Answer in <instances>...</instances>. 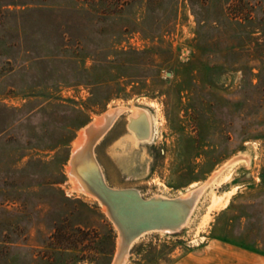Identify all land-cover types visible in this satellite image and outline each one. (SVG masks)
Returning a JSON list of instances; mask_svg holds the SVG:
<instances>
[{"label":"rangeland","instance_id":"rangeland-1","mask_svg":"<svg viewBox=\"0 0 264 264\" xmlns=\"http://www.w3.org/2000/svg\"><path fill=\"white\" fill-rule=\"evenodd\" d=\"M136 108L155 131L125 169L106 148ZM121 112L95 152L133 187L109 186L192 201L125 245L71 176ZM227 245L264 255V0H0V264H230Z\"/></svg>","mask_w":264,"mask_h":264},{"label":"water","instance_id":"water-1","mask_svg":"<svg viewBox=\"0 0 264 264\" xmlns=\"http://www.w3.org/2000/svg\"><path fill=\"white\" fill-rule=\"evenodd\" d=\"M86 157L92 168L86 180L92 190L106 202L114 223L125 236L137 237L146 231L175 226L184 221L192 201L178 197L145 198L134 188H106L88 146Z\"/></svg>","mask_w":264,"mask_h":264},{"label":"bare ground","instance_id":"bare-ground-1","mask_svg":"<svg viewBox=\"0 0 264 264\" xmlns=\"http://www.w3.org/2000/svg\"><path fill=\"white\" fill-rule=\"evenodd\" d=\"M120 110H122V108H120V107H118L116 110H115V108H111V109H109L107 111V116H105V117L104 116H102V117L99 116L100 118L97 121H99V123H101L100 125H102V124L103 125L104 124L106 125L107 122H108V120H109L107 118V117H109V114L110 115H114L116 112H118ZM95 125L96 124L93 123V125H89L86 128V130L83 132V135L80 138V141H79L78 145L76 146L77 147L76 148V151L77 152L79 151V158L80 159L78 161H76V164L74 163L73 170H71V176L76 181L75 182L76 183L75 186L77 187V189H79V190H81V191H83L85 193H89L91 195H94L102 204H104L106 206L107 212L109 213V216H111L110 208L108 207V205L106 204V202L103 200V198H101L100 196H98L92 190L91 186L88 184V182L86 180L87 177H90V174H91L90 171L92 170V168L90 166V163H89V161L87 160V157H86V148H87V146L89 147L87 139L88 138L91 139L92 138L91 137L92 134H93V136H95V135L98 136L97 131L95 130ZM152 126H153V123H152V121L149 118L148 112L146 113L145 110H142V109H139V108L134 109L133 112H132V114H131L130 131L126 135V137L124 138V140L120 143V145H124L126 143L129 144V145H133V146L134 145H138L140 143V141L146 140V137H148L151 133H153L154 128ZM85 137H87V139ZM93 144H95V143H93ZM76 157L77 156L75 155V159H76ZM233 160H235V159H233ZM229 161H231V160H229ZM72 165H73V163H72ZM226 165H227V163H226ZM101 177H102V175H101ZM102 181H103V184L106 186V188L117 189V188H112L109 185H107V183L103 179V177H102ZM207 185H208V182H205V183H203L201 185H195V184H193L192 187H194V189L199 188L201 190V189H204ZM187 194H186V196H187ZM159 197H161V196H159ZM176 197H178L180 199H185V201H189L185 196L184 197H182V196H176ZM164 198H169V197H164ZM189 198H190V196H189ZM111 218H112V216H111ZM178 225L179 224H177L175 226H171V227H162V228H166V229H169L170 230L172 228H176ZM116 226H117V228L119 230V241L120 242H118V243H120V244H123L124 243V245L128 241H130L129 244L133 243V241H134V239L136 237L129 238V237L125 236L121 232L120 227L117 224H116ZM161 231H162V229H161Z\"/></svg>","mask_w":264,"mask_h":264},{"label":"crops","instance_id":"crops-1","mask_svg":"<svg viewBox=\"0 0 264 264\" xmlns=\"http://www.w3.org/2000/svg\"><path fill=\"white\" fill-rule=\"evenodd\" d=\"M127 111V110H126ZM125 112V111H123ZM121 112L110 124V126L102 133V135L99 137L98 141L95 143L94 147H93V154H94V158L98 164V166L100 167V171L102 174V177L104 178V180L106 181V183L112 187H133V186H114L111 185L105 175V172L103 170V166L101 164V162L99 161L97 154L95 152V147L97 146V144H99V142L104 138V136L107 134V132L110 130V128H112L113 124L115 123V121L118 119V117L123 113ZM128 114L126 117V121H125V128L126 131L121 134L114 142H112V145H110V147L106 148L109 157L111 158V160H118V162L120 163V165L125 168L128 169V167L130 166V161L133 159L134 157V153L137 154L138 153V148L141 144L143 143H139V145L137 147L134 148H129L128 146L125 149H122L120 147V143L124 140V138L126 137V135L129 133L130 128L128 127ZM86 125V124H85ZM84 125V126H85ZM83 126V127H84ZM82 127V128H83ZM97 138V137H96ZM115 158V159H114ZM68 176V174H67ZM69 179V176H68ZM225 251H229L232 259V262L230 264H264V255L252 248H247V247H241V246H234V245H227V247L225 246Z\"/></svg>","mask_w":264,"mask_h":264}]
</instances>
